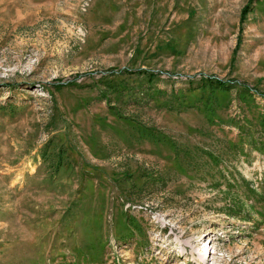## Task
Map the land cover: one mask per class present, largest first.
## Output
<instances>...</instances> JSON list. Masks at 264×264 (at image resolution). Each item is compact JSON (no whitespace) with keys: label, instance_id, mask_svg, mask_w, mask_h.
Segmentation results:
<instances>
[{"label":"rangeland","instance_id":"obj_1","mask_svg":"<svg viewBox=\"0 0 264 264\" xmlns=\"http://www.w3.org/2000/svg\"><path fill=\"white\" fill-rule=\"evenodd\" d=\"M0 264H264V0H0Z\"/></svg>","mask_w":264,"mask_h":264},{"label":"trees","instance_id":"obj_2","mask_svg":"<svg viewBox=\"0 0 264 264\" xmlns=\"http://www.w3.org/2000/svg\"><path fill=\"white\" fill-rule=\"evenodd\" d=\"M216 81V83H218V84H220L221 82L219 81V80H215ZM238 216V215H237Z\"/></svg>","mask_w":264,"mask_h":264},{"label":"bare ground","instance_id":"obj_3","mask_svg":"<svg viewBox=\"0 0 264 264\" xmlns=\"http://www.w3.org/2000/svg\"><path fill=\"white\" fill-rule=\"evenodd\" d=\"M202 252V251H201ZM200 254H202V253H200Z\"/></svg>","mask_w":264,"mask_h":264}]
</instances>
